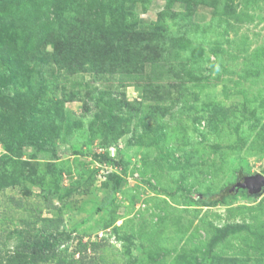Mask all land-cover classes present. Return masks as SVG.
Masks as SVG:
<instances>
[{
  "label": "rangeland",
  "instance_id": "obj_1",
  "mask_svg": "<svg viewBox=\"0 0 264 264\" xmlns=\"http://www.w3.org/2000/svg\"><path fill=\"white\" fill-rule=\"evenodd\" d=\"M241 173L264 177V0L0 5V264H264V184L192 197Z\"/></svg>",
  "mask_w": 264,
  "mask_h": 264
},
{
  "label": "trees",
  "instance_id": "obj_2",
  "mask_svg": "<svg viewBox=\"0 0 264 264\" xmlns=\"http://www.w3.org/2000/svg\"><path fill=\"white\" fill-rule=\"evenodd\" d=\"M11 0H0V5L4 4L5 2H8ZM77 0H67L68 4H72ZM17 144L15 143L14 146ZM109 159V158H108ZM246 177L244 173L240 174L241 180ZM240 180V181H241ZM238 190L237 186H232L231 188H227L219 193L215 194H200V193H195L192 195L193 199L196 201H199L203 203L206 206H211L214 203H219L223 202L224 199H226L228 196L232 195L233 191ZM59 244V238H57L55 241H52L48 238H46L44 241L36 242L30 246L31 249L34 251V256L32 258L33 262H39L41 260H45V257L42 256L43 254H48V252H55L56 248L58 247ZM103 246L102 243H91L89 245V248L87 246H83L81 251L79 252L80 258L82 260H86L88 255L87 251H91L93 253L97 252L99 248Z\"/></svg>",
  "mask_w": 264,
  "mask_h": 264
},
{
  "label": "water",
  "instance_id": "obj_3",
  "mask_svg": "<svg viewBox=\"0 0 264 264\" xmlns=\"http://www.w3.org/2000/svg\"><path fill=\"white\" fill-rule=\"evenodd\" d=\"M264 184V177L261 175L244 177L237 188H247L250 193H259L261 191L260 186Z\"/></svg>",
  "mask_w": 264,
  "mask_h": 264
}]
</instances>
